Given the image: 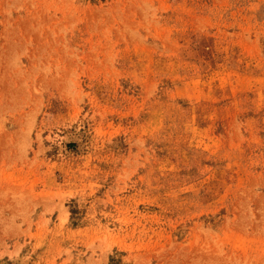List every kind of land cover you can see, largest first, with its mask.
<instances>
[{
	"label": "rangeland",
	"instance_id": "obj_1",
	"mask_svg": "<svg viewBox=\"0 0 264 264\" xmlns=\"http://www.w3.org/2000/svg\"><path fill=\"white\" fill-rule=\"evenodd\" d=\"M0 264H264V0H0Z\"/></svg>",
	"mask_w": 264,
	"mask_h": 264
}]
</instances>
